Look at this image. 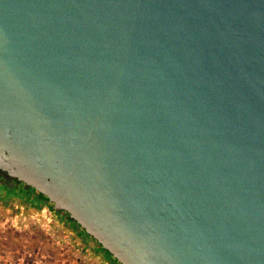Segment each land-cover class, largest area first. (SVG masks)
I'll return each instance as SVG.
<instances>
[{"label":"water","instance_id":"95a60500","mask_svg":"<svg viewBox=\"0 0 264 264\" xmlns=\"http://www.w3.org/2000/svg\"><path fill=\"white\" fill-rule=\"evenodd\" d=\"M0 175L118 264H264V0H0Z\"/></svg>","mask_w":264,"mask_h":264},{"label":"rangeland","instance_id":"374dc122","mask_svg":"<svg viewBox=\"0 0 264 264\" xmlns=\"http://www.w3.org/2000/svg\"><path fill=\"white\" fill-rule=\"evenodd\" d=\"M0 264H118L48 202L0 197Z\"/></svg>","mask_w":264,"mask_h":264},{"label":"flooded vegetation","instance_id":"af4514ba","mask_svg":"<svg viewBox=\"0 0 264 264\" xmlns=\"http://www.w3.org/2000/svg\"><path fill=\"white\" fill-rule=\"evenodd\" d=\"M0 197H17L25 198L30 202H43L44 197L36 194L35 191L29 187L15 180H7L0 175ZM64 214V213H62Z\"/></svg>","mask_w":264,"mask_h":264},{"label":"trees","instance_id":"16d2710c","mask_svg":"<svg viewBox=\"0 0 264 264\" xmlns=\"http://www.w3.org/2000/svg\"><path fill=\"white\" fill-rule=\"evenodd\" d=\"M45 202H47V199L46 198H44L43 199ZM59 215L60 216H62V217H64V219L67 221V222H70V223H73V224H75L73 221H71L70 219H69V217L66 215V214H62V213H59ZM99 246V245H98ZM104 253H105V256L106 257H110L104 250H102ZM112 261H114L113 259H111Z\"/></svg>","mask_w":264,"mask_h":264}]
</instances>
